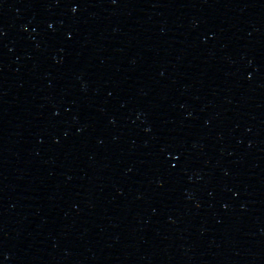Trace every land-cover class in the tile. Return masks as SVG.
Returning a JSON list of instances; mask_svg holds the SVG:
<instances>
[{
    "label": "water",
    "instance_id": "obj_1",
    "mask_svg": "<svg viewBox=\"0 0 264 264\" xmlns=\"http://www.w3.org/2000/svg\"><path fill=\"white\" fill-rule=\"evenodd\" d=\"M0 264H264V0H18Z\"/></svg>",
    "mask_w": 264,
    "mask_h": 264
}]
</instances>
